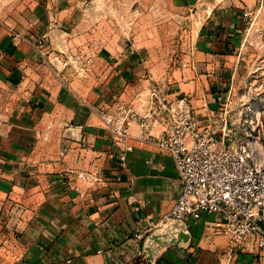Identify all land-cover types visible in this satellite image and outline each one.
Instances as JSON below:
<instances>
[{
  "label": "crops",
  "instance_id": "obj_1",
  "mask_svg": "<svg viewBox=\"0 0 264 264\" xmlns=\"http://www.w3.org/2000/svg\"><path fill=\"white\" fill-rule=\"evenodd\" d=\"M133 2L146 3L0 0V264H264L253 239L234 241L205 214L178 244L154 238L181 187L156 144L167 117L150 133L133 122L124 138L105 120L118 99L141 110L155 80L170 99L190 95L203 120L264 73V0H166L193 40L163 75L149 42L113 25Z\"/></svg>",
  "mask_w": 264,
  "mask_h": 264
},
{
  "label": "built area",
  "instance_id": "obj_2",
  "mask_svg": "<svg viewBox=\"0 0 264 264\" xmlns=\"http://www.w3.org/2000/svg\"><path fill=\"white\" fill-rule=\"evenodd\" d=\"M254 17L252 10L243 13L249 28ZM258 81L262 86L264 74L255 67L238 90L230 87L224 98L218 96L219 107L203 120L190 95L170 99L160 81L153 82L146 107L136 110L118 99L115 112L107 113L105 120L114 135L124 138L133 122L140 120L150 133L167 117L156 144L174 157L181 187L161 223L170 218L187 222L205 214L212 217L217 232L240 243L253 239L264 253V102L258 101L264 98V87L253 92Z\"/></svg>",
  "mask_w": 264,
  "mask_h": 264
},
{
  "label": "rangeland",
  "instance_id": "obj_3",
  "mask_svg": "<svg viewBox=\"0 0 264 264\" xmlns=\"http://www.w3.org/2000/svg\"><path fill=\"white\" fill-rule=\"evenodd\" d=\"M157 1L161 3L158 4ZM145 2V6L140 3L141 9L138 8L140 5L138 2L132 3L131 19H124L122 9L117 10L118 8H115L113 25L122 28L127 24L131 28V31L134 32L129 38H132V40L138 39L141 42H149L148 46L152 51H148L147 53L158 63V66L154 67V74L163 75L182 64L187 58L193 34L187 27L188 20L178 18L175 14L172 15L170 13V4L166 0H145ZM143 7L145 10H143ZM261 74L264 73L260 72ZM154 82L159 81L155 80ZM160 84L167 91L168 84L163 81ZM257 86L259 87L254 89L253 92L262 91L264 82L261 86L260 81H258ZM236 88L237 90L240 88L239 84ZM249 98L248 96L246 99ZM258 101L264 102V98H259Z\"/></svg>",
  "mask_w": 264,
  "mask_h": 264
},
{
  "label": "water",
  "instance_id": "obj_4",
  "mask_svg": "<svg viewBox=\"0 0 264 264\" xmlns=\"http://www.w3.org/2000/svg\"><path fill=\"white\" fill-rule=\"evenodd\" d=\"M189 235L187 222L184 220L168 219L164 226L157 231L156 239L163 245L170 243H180Z\"/></svg>",
  "mask_w": 264,
  "mask_h": 264
}]
</instances>
